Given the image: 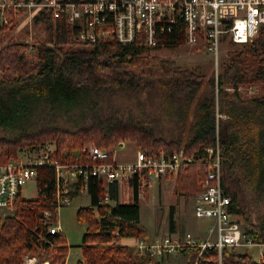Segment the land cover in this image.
Listing matches in <instances>:
<instances>
[{
	"label": "trees",
	"instance_id": "16d2710c",
	"mask_svg": "<svg viewBox=\"0 0 264 264\" xmlns=\"http://www.w3.org/2000/svg\"><path fill=\"white\" fill-rule=\"evenodd\" d=\"M14 19L8 31L15 27ZM48 19L49 16L41 13L33 19L35 24L43 22L47 32L45 43L38 46L35 62L30 59L28 64L25 58L24 51L31 45L13 40L0 43V128L10 134L21 126L31 108L22 102L25 93L37 97L39 106L49 103L69 108L81 96L103 92H124L128 96L156 93L169 100L183 95L190 100L201 91L189 137L183 145L180 139L166 140L158 136L155 126L137 118H113L106 124L98 122L75 130L45 127L32 134L0 136V164L26 147L46 142L55 143L53 155L61 163L89 161L83 149L90 142L101 149H109L119 142L131 141L136 148L148 153L172 152L182 146L192 162L178 172L174 193L189 197L203 189L209 170L204 149L213 147L217 136L222 153L221 185L230 198L229 209L235 215L246 217L245 184L255 188L264 183V113L259 109L264 110V100L257 97L244 100L238 88L264 89V23L251 42L227 52L216 76L211 74L205 79L202 68H182L170 58L149 54L140 40L125 46L115 42L88 45L75 40L78 26L62 18L50 22ZM4 33L1 29L0 39ZM183 44L178 28H174L155 48ZM204 81L205 87L201 90ZM226 88L233 92L229 93ZM251 107L259 109L255 123L254 117L246 119L245 116ZM181 110L182 115L188 113L187 107ZM35 183L34 199L18 195L12 211L0 216V264H23V258L30 254H47L52 264H63L66 259L69 246L65 236L48 231L49 227L57 225L53 171L38 169ZM130 185L132 201L119 203L118 183L112 182L104 188L96 178L88 180L89 202L76 211V220L84 225L80 249L85 264H158L148 254L138 253L121 243L123 238H149L147 228L140 222L137 181L132 179ZM105 193L109 201H114L113 205L105 202ZM70 196L74 198L73 193ZM44 211L50 213L47 222ZM169 227L172 231L171 213ZM244 232L253 241L264 242V218L258 225L245 224ZM178 252L186 264H193L198 249L184 247ZM216 259L215 248H209L203 252L200 264H215ZM221 259L222 264H264V259L256 263L246 250L239 252L235 248L224 249Z\"/></svg>",
	"mask_w": 264,
	"mask_h": 264
},
{
	"label": "built area",
	"instance_id": "2783aa9c",
	"mask_svg": "<svg viewBox=\"0 0 264 264\" xmlns=\"http://www.w3.org/2000/svg\"><path fill=\"white\" fill-rule=\"evenodd\" d=\"M40 13L52 21L62 18L66 23L78 26L76 40L88 45L115 42L125 46L137 39L144 48L152 49L163 36L178 28L183 45L203 46L217 60L222 43L241 45L257 36L264 23V0H0V30L8 31L13 24L12 18L20 27L32 24V19ZM32 50L35 51L33 46L24 52L28 55ZM83 150L89 161L61 163L53 155L55 143L46 142L24 148L14 158L0 164V214L12 211L23 185L35 181L40 168H50L54 173L55 204L59 208L72 202L70 194L75 185L87 193V183L92 177L103 184H129L135 179L139 190L149 189L159 178L176 176L192 162L183 147L172 152L151 153L136 148L134 159L129 163L115 160L114 146L101 149L89 143ZM204 151L209 170L203 189L193 197V211L196 217L213 221L206 238L200 240L190 233L154 240L132 237V246L138 253L152 258L170 256L184 247L197 248L193 264H200L203 252L209 248H215L217 252L215 264H222L224 249L255 247L257 257L253 259L260 263L264 259V242L253 241L229 209L230 198L221 185L222 153L217 136L215 145ZM107 200L105 193V202ZM49 216L48 211L43 212L46 222ZM48 231L50 234L62 233L59 225L49 227ZM23 264H37V258L27 256ZM39 264L50 262L46 259ZM77 264L85 262L82 259Z\"/></svg>",
	"mask_w": 264,
	"mask_h": 264
},
{
	"label": "rangeland",
	"instance_id": "374dc122",
	"mask_svg": "<svg viewBox=\"0 0 264 264\" xmlns=\"http://www.w3.org/2000/svg\"><path fill=\"white\" fill-rule=\"evenodd\" d=\"M48 22H50L49 19ZM18 23H16L13 30L6 31L3 34L0 43L2 45L9 40H13L33 46L35 51L32 50V53L25 55V58L28 64L30 59H33V62H35L38 59L36 58L38 46L45 43V38L47 37L43 22L35 24L32 19V24H24L22 27L18 26ZM46 45L51 46V43H46ZM239 46L240 45L222 43L217 60L213 59L212 55L207 52L203 46L178 45L174 48L146 49L149 54H155L162 58L174 60L175 63L182 68H202L206 74L205 79H207L211 74L216 76L219 73L227 52ZM24 47L25 46L22 48ZM204 87L205 81L201 86V90ZM226 90L229 93L233 92L231 88H226ZM238 92L240 97L244 100L255 97L264 100V89H260L256 86H242L238 88ZM129 95L130 96L124 92L115 94L103 92L89 97L81 96L76 104L67 108L66 106L60 107L58 104L51 105L49 103L39 106L37 105V97H34L30 93H25L22 95V102L31 108L28 109L27 115L22 119L21 126L23 127L21 129V126L16 128L13 132H10V134H8V131L0 128V136H16L21 133L32 134L45 127L75 130L78 127L88 126L98 122L106 124L109 119L113 118L124 120L128 118H137L155 126L158 136L166 140L180 139L182 145L187 141L189 129L194 120L193 111L197 99L201 96V91L195 94L190 100H187L183 95L180 98H172L171 100L167 99L166 96L160 94L156 95V93L144 92L137 95ZM185 107H187L188 113L182 115L184 109L181 110V108ZM259 109L264 113L262 108ZM259 109L251 107V109L246 111V119L250 116L252 118L254 117L253 122L255 123ZM217 117L220 118L222 116L217 115ZM119 143L115 144L113 155H117L118 159H132L135 152L134 143L131 141ZM176 176L163 180L161 184L157 185L154 194H151L148 189L139 190L141 194L139 203L140 222L147 228L149 236L151 235L150 238L153 240L165 236L182 237L185 233H190L200 240L205 239L206 233H208L207 230L212 226L213 221L210 218H198L194 215L193 197L195 195L186 197L174 193ZM126 187V184L120 187L121 202L132 201V189H126ZM245 191L247 215L246 217L238 215L234 217L242 230H245V224L258 225L264 218V183L255 188L245 184ZM21 196L24 199H34L36 197V183L34 180H30L23 185ZM86 198L84 192L80 190L75 193V198L69 205L57 209V225L61 226L62 234L65 236L67 245L70 246L71 252L69 261L74 264H76V257L80 255L77 245L81 244L82 235L84 233V225L78 223L76 220V211L80 206H83L82 204L87 203ZM8 213H10V211H6L0 215L4 217ZM170 213L173 218V232L175 235L171 232L169 227ZM126 239L127 238H123L121 242ZM133 244L132 242V245ZM245 250L250 253L253 258L257 257V248L238 249L239 252ZM27 256L30 257L33 255L30 254L25 257ZM35 257L37 258V264L46 259L52 264L47 254H41ZM82 259L83 258L80 260ZM157 263L186 264L179 252L159 259Z\"/></svg>",
	"mask_w": 264,
	"mask_h": 264
},
{
	"label": "crops",
	"instance_id": "0c3cea01",
	"mask_svg": "<svg viewBox=\"0 0 264 264\" xmlns=\"http://www.w3.org/2000/svg\"><path fill=\"white\" fill-rule=\"evenodd\" d=\"M135 145V144H134ZM135 150H136V146H135ZM134 155H135V152H134ZM114 158H115V160H117L118 162H123V163H129V162H132L133 161V159H134V156H133V158L132 159H118L117 158V155H115L114 156ZM167 178H171V177H166V176H163V177H161V178H159L156 182H155V184L154 185H152L149 189H148V191L151 193V194H154V191L156 190V187H157V185H159V184H161V182L163 181V180H166ZM108 184H110V183H108ZM108 184H103L105 187L104 188H108ZM125 184L127 185V187H126V189H130L131 188V185H130V183L128 184V183H122V184H118V202L119 203H127V202H121V197H120V187H121V185H124L125 186ZM132 189V188H131ZM80 191V188H79V186L78 185H75V190L72 192L73 194H74V198H75V193H77V192H79ZM84 194L86 195V199H87V203L86 204H88V202H89V198H88V196H87V193H85L84 192ZM127 194V193H126ZM132 197V196H131ZM74 198H72V200L74 199ZM140 198H141V194H140V191H139V203H140ZM106 202H109V203H111L112 205L114 204V201H109V199L106 201ZM86 204H82L83 206H86ZM60 226V225H59ZM60 228H61V226H60ZM61 232H62V228H61ZM173 234H174V232H173V230L171 231ZM171 233V234H172ZM175 235V234H174ZM151 235L149 236V238L147 239V240H152L151 238ZM132 242H133V240H132V238H127L126 240H123L121 243H123V244H127L128 246H130V247H132ZM78 246V248H79V251H80V255H78L77 257H76V264H77V262L82 258V255H81V249H80V245H77ZM70 246H69V248H68V253H67V256H66V259H65V262H66V264H74V263H71L70 261H69V255H70ZM252 256V255H251ZM164 257H166V256H163V257H161V258H153V260H154V262L155 263H157V260H159V259H163ZM253 257V256H252ZM181 264H183V263H181Z\"/></svg>",
	"mask_w": 264,
	"mask_h": 264
}]
</instances>
